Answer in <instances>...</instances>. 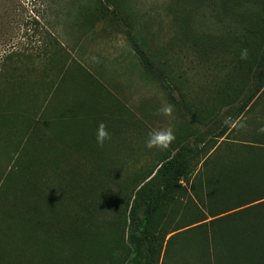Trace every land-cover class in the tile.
I'll use <instances>...</instances> for the list:
<instances>
[{
  "label": "rangeland",
  "instance_id": "1",
  "mask_svg": "<svg viewBox=\"0 0 264 264\" xmlns=\"http://www.w3.org/2000/svg\"><path fill=\"white\" fill-rule=\"evenodd\" d=\"M56 38L67 67L63 53L52 58ZM263 42L264 0H0V168L12 167L0 205L45 223L15 231L39 239L29 260L102 264L88 238V252L71 238L74 222L112 234L132 183L204 135L215 147L204 155L199 144L161 198L156 223L173 232L157 264H264V86L244 106ZM142 58L161 80L141 71ZM54 107L74 127L72 112L85 119L88 150H43L59 123ZM100 123L110 133L103 149ZM169 128L166 150L145 147Z\"/></svg>",
  "mask_w": 264,
  "mask_h": 264
},
{
  "label": "trees",
  "instance_id": "2",
  "mask_svg": "<svg viewBox=\"0 0 264 264\" xmlns=\"http://www.w3.org/2000/svg\"><path fill=\"white\" fill-rule=\"evenodd\" d=\"M53 40L55 42V47L53 46L54 51L52 58L57 55L58 51L63 53L66 63H63L62 65L67 67V64L71 61L70 53L57 39ZM130 46L132 47V45ZM41 63H43V61ZM140 63L146 76L151 77L154 80H156V78H160L161 80L163 76L160 74L155 75L152 71V67L147 63V60L142 58ZM255 67V74L258 83L255 91L251 92L250 97L246 100L244 106L250 104L253 97L264 86V78L262 79V75H264V42L259 50V58ZM171 100L173 99L171 98ZM243 108L244 107H241L239 111H242ZM75 122L78 127H69L72 131L71 135H73V137L70 136L72 141H67L65 134L59 132V129L56 126L58 123L55 124V120H53L50 126V141L52 146L46 145L43 150L46 152H54L52 153L53 156L57 155L56 153L59 149L74 150L73 146L76 144L82 145V148L88 150V144L92 141V138L82 135L87 134L88 123L85 119L75 120ZM63 124V128H68L66 127L67 121H63ZM84 125H86V129L84 128L83 131H78L83 128ZM224 134L225 130L214 135V137L220 138ZM57 143L61 144L59 149L55 147ZM201 143L205 146L203 148L205 149L204 155L209 149L215 147V145L207 147L204 135L200 138L194 139L192 144H181L175 149H172V152L167 153L161 158L153 168L145 174H142L134 184L132 183L131 188L126 192V199H123L124 217L122 216L120 218V224L115 227L112 234L105 236L101 227L97 229L90 224L89 227H86L88 223H79V221H77L74 222L69 231L71 238L77 244L82 245L86 252L90 250L86 242V238H88L91 242L92 248H96L104 253V258L106 259L102 264H157L162 243L166 235L173 232L160 231L157 225L158 222L156 223V219L161 213V198L172 190L173 186L182 176L187 174L191 158L202 151V149L200 150L198 147ZM17 160L18 159L16 158L14 165L18 166L19 162H16ZM11 169L12 167H9V165L0 168V202H2V195L5 196V192L10 188L8 187V173ZM17 172H19V168ZM17 176H19V174ZM43 221L48 223L46 220ZM41 224L45 225V223L36 222L35 220L26 218L21 211H11L8 206L1 204L0 264H39L36 261L29 260L34 253H29L27 249V247L39 246V239L32 236H25L23 234L17 236L15 231L21 232L22 229L27 228L28 226L32 228L33 225L37 226V229H40ZM86 231L90 236L86 237ZM172 236L174 235H171L169 237L170 239L167 240H171Z\"/></svg>",
  "mask_w": 264,
  "mask_h": 264
},
{
  "label": "clouds",
  "instance_id": "3",
  "mask_svg": "<svg viewBox=\"0 0 264 264\" xmlns=\"http://www.w3.org/2000/svg\"><path fill=\"white\" fill-rule=\"evenodd\" d=\"M246 56V52L242 53V58ZM161 114L168 116L172 112V108L169 105H164L159 110ZM260 131H264V128H262ZM110 140V133L108 130L107 125L104 123H100L96 130L95 135V142L96 144L103 149L105 145ZM175 140V134L173 129L169 128L167 130H160L151 132L148 136V139L145 143V147L152 149V148H158L161 150H166L169 145Z\"/></svg>",
  "mask_w": 264,
  "mask_h": 264
},
{
  "label": "crops",
  "instance_id": "4",
  "mask_svg": "<svg viewBox=\"0 0 264 264\" xmlns=\"http://www.w3.org/2000/svg\"><path fill=\"white\" fill-rule=\"evenodd\" d=\"M59 42H60V40L58 39V38H56ZM61 43V42H60ZM62 44V43H61ZM63 45V44H62ZM63 47L65 48V46L63 45ZM130 50H132V47L130 46ZM128 56L130 55V52L128 51V54H127ZM142 72H143V70H141ZM145 74V73H144ZM56 106V105H55ZM77 106H79V105H76V107ZM79 107H82V109H80L79 111H82L81 112V114L79 115L80 116V118H81V115H82V118L85 116V111H87L88 110V108H86L85 107V105H84V103L83 104H80V106ZM85 108V109H84ZM54 109V111L52 110V114H53V117L54 116H56L57 117V121H59V125L61 124V126L63 127L64 126V124H63V121H67V126L66 127H68V128H63L62 130H59V132H62V131H64L65 132V134L67 135V134H72V131L70 130V126H73V125H71L69 122H68V119L67 118H65L64 117V115H61L60 113H57L56 114V109H55V107L53 108ZM73 112L69 115L70 116V120L71 121H75V117H73ZM54 120H56V118L54 119ZM58 124L56 125V126H58ZM75 127H76V125H75ZM68 132V133H67ZM69 136V135H68ZM66 137V136H65ZM71 137L69 136V137H66V140L68 141V140H71L72 141V139H70Z\"/></svg>",
  "mask_w": 264,
  "mask_h": 264
}]
</instances>
